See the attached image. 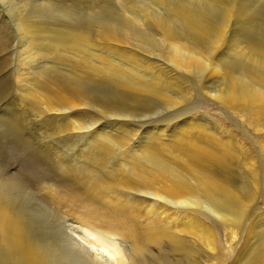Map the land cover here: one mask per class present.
Segmentation results:
<instances>
[{"label":"bare ground","instance_id":"bare-ground-1","mask_svg":"<svg viewBox=\"0 0 264 264\" xmlns=\"http://www.w3.org/2000/svg\"><path fill=\"white\" fill-rule=\"evenodd\" d=\"M78 1L80 0H41L38 3L36 2V4H34L35 2L33 4L27 2V5L24 4L25 6L20 8L19 12H21L22 16L18 22L25 42L22 63H27L28 65L29 63H34L37 59L39 60V58L47 59V56L55 52L54 50H56L57 45H63V47H65L64 49L62 48L63 53L69 58V61H73L77 65L83 64L87 66V64H90L89 68L96 77L102 74H106L110 77H118L120 83L122 82L124 84L123 86H125L123 88H127V91H124L126 93H124L126 100L123 99L124 102L137 104L142 100L147 101L149 97L160 100L163 104L168 105V107L179 105L183 100L181 92H172V94L166 92L170 89L169 85L172 81H169V79H176L177 74H180V76H190V74H194L199 76V78H204L205 82H209V84H217V87L214 89L206 88V92H204L206 96L209 95L211 98L216 99V102H218V100L221 101L222 104L231 111V114H235L241 122L247 123L245 121H248L249 124L251 123L254 126L253 129H255V131L262 132V134L264 133V0H138L131 5L132 8L136 10H131L130 8L129 11L127 9L130 4L127 6L126 10L130 13L129 15H126V13H124L125 11L123 12L121 8V12L117 14L114 12L115 15L113 14L110 16L109 12H106L108 15L102 20H96L98 24H101V27H98L95 33L93 32L94 30L92 31L91 28H89L91 25L84 26L83 24L82 28H80L81 26L77 28V23L71 24L73 20L82 15L81 13L83 11H85L86 15H92V13L95 14V12H97L93 7L95 0H82L83 6L79 5ZM96 2L98 1L96 0ZM99 6H101V4ZM80 7H82V9ZM158 9L166 10L168 14L166 11L165 13L168 16L161 15L159 13L160 10L159 12L156 11ZM101 13L103 16L104 14L102 11ZM60 19H68V24H59L58 21ZM85 19L87 20V18ZM148 23L154 27L153 29H158L159 31L157 33H159L160 40L157 45L153 44L154 41L151 35H149L150 33L148 34L147 31H145L147 29H142L144 26L147 27L146 25ZM153 38H155V36ZM0 46L2 48V45ZM135 46H139V48L140 46L143 48L147 46H152V48H155V46L163 47L164 51L162 50V54H159L158 57L166 60L173 66L175 71L172 72L168 70L165 63V65H163L162 62H154V58L151 59L152 61H146V58H143V54H141V56L136 50L134 51L131 49ZM128 48H130V50ZM147 48L149 49L150 47ZM54 54L57 55L56 53ZM67 60L66 58V61ZM5 62L6 61L2 63ZM1 68H3V66ZM1 70L5 71L7 69L3 68ZM71 72L73 73V71ZM20 74V84L25 89L24 95L32 102L33 107L37 111H46L55 118H66V122L62 127L60 126V131L83 135L84 137L86 136L91 143L101 142L104 139L109 140L105 145L98 147L91 155L88 153V155H90V163L93 164V168L91 167L92 169L96 168V166L99 169L105 168L103 160L106 161L110 159L108 158L109 156L117 155L119 152L116 154V151H120L122 154L118 155L120 159L117 161V164L115 162L116 169L113 168V174H108L110 176L107 175L108 177H106V179H99V181L97 180L96 182L94 180L92 183L89 179L91 183L90 189L93 193H96L91 195L92 199L81 197V194L79 195L76 193L69 195L59 194L54 185L50 187L43 185L49 187L48 189L50 192H53V197L57 201V205L55 204L56 206L59 204V206L64 205L69 208L75 206L78 202L81 204L83 208V218L81 219L83 220L82 224H84L83 228L78 227V229H83L84 236H78V238H76L77 235L68 236V238L66 237L67 239L58 241V236L57 238L52 237L54 235H52V233L50 236L43 238L35 236L31 232L30 226L32 225L29 223L30 216H28V214L30 212L27 210L29 213L26 214V211H23V209L25 210L24 205L22 204V207L20 204L22 197L28 198L31 196L28 187L14 175L0 177L1 264H173L171 263L172 261L170 262L168 256L166 257V254L163 253L164 249L162 250V247L164 248V246H162V244L164 242L173 244L171 248L175 245V249L177 245L182 248L186 243L197 245L196 248L199 247L201 249H196L197 253H193V249H189L190 245L189 247L184 246L182 248L184 250L185 247H187L186 251L189 257L187 261L189 264H213L214 262L216 264L214 260L220 258L218 254L219 249H221L219 236L210 225L197 219L196 216H191L190 213L198 209L207 210L214 215V218L212 217L213 219L216 217L218 219L217 221H221L223 225H226L225 227L223 226L224 231L231 235L233 240L236 239L237 236L239 237L241 234H244L245 244L232 264H264V226H262L263 228L260 226L258 227V224L262 223L260 220L264 217L261 218L262 214L258 212V214L254 213L256 217L250 213L248 214V211L253 208L252 206H254L257 197L263 206L262 210H264V138L263 140L260 138V149L258 148L263 160V163L262 160L260 162L263 166L259 171V167L255 166L258 165L257 162H255V164L253 161L257 160V158L253 159V157H251L252 155H249L250 152H247L250 157H244L246 156L245 146H243L245 144L242 145V143H240L232 145L231 141L234 138L229 141L228 139L225 140L223 137H220L225 129L224 131L220 129V133L222 132L221 134L216 132L220 135L218 136L216 133H212L214 130L211 129L212 132L211 130L209 131L206 125L205 127L199 126V124L196 125L193 119V122L190 120H183L181 123H175L173 121L175 124H170L171 126L169 127H164V125L157 121V123L153 122L148 124V126L144 124V132L140 134L141 127L138 123H135V125H129L128 123V128L125 127L127 125L123 126L125 123L127 124L129 118L132 116L131 112L135 109V106L138 107L140 104H123V106L121 105L123 102H118L120 104L110 103L109 100V102L103 101L102 97L99 96H96V98H89L86 92L75 87L74 84L68 85V82L64 83L47 78L40 68L36 70L33 69L32 71H29L27 68L25 72ZM47 74L50 76L49 72ZM60 74L64 75V73ZM74 75L76 76V74ZM3 76H5V74ZM146 76L151 77V80H145ZM89 77H92V75ZM9 78L13 80L12 77H8V79ZM79 78L77 77L76 79ZM2 79L5 80L7 78L3 77ZM96 79L97 78H95V80ZM178 79L179 78H177V80ZM4 80L3 83H6V80ZM96 81H98V83L100 82L99 79ZM192 81L194 82V80ZM3 83L0 84V86L3 85ZM9 84L10 82L8 85ZM201 84L204 86V83ZM114 85H117V83ZM12 86L10 85V88ZM107 86L110 85L108 84ZM171 86L172 88L174 87L172 84ZM3 88L5 89L7 86L5 85L2 89ZM167 88L169 89L167 90ZM197 88L199 89V87ZM106 89L109 90L110 88ZM181 89L183 88L181 87ZM178 90L182 91L179 88ZM9 91H11V89ZM200 94L202 93L200 92ZM209 101L210 100H208V102ZM158 104L156 105L158 106ZM88 105H96L110 117H114V121L119 125V128L124 127L125 133L123 132V134L121 132L122 135L117 131L121 135L115 134L116 136L112 137V135L103 130L102 126H97L96 122L91 123V120L88 121L85 120V118L83 119V117L81 118L79 115L80 111ZM148 112L150 113V111ZM94 114L95 113H93V116ZM95 115L97 117V113ZM100 115L99 117H101ZM143 115L142 117L144 118ZM36 116L34 115V117ZM134 116H136V114H134L133 117ZM99 117L97 119H99ZM103 117L101 118L103 119ZM167 117L169 119V115ZM168 121H170V119ZM197 121L198 120H196V122ZM107 122L109 123V120H107ZM218 127L220 126L218 125ZM221 128L223 129L224 127ZM121 129L123 130V128ZM114 130L116 131V129ZM115 131L114 133H116ZM254 134H256V132ZM41 136L43 138V135ZM53 138L51 137V139ZM67 139H65V141ZM88 139L86 140L89 141ZM47 141L49 142V140ZM73 142H69L70 146ZM81 143L79 145H81ZM56 145L58 144L56 143ZM74 146L76 147L75 144ZM62 147L64 146L62 145ZM63 150L66 151V149ZM86 150L88 151L87 148ZM55 151H57V149ZM70 153L69 151V154ZM72 153L74 154L75 152L73 151ZM118 156L115 157L118 158ZM112 161L113 160H110V162ZM88 166L86 165V167ZM238 166H244V168L250 172V175L247 171V175L245 174V177L251 176V180L247 177L249 181H251V184H249L251 186L247 185V187H250V190H247V188L235 178H239L235 173L233 178L232 175L234 174H232V172H234L236 168L239 169ZM92 169L91 171H93ZM104 170L106 172V169ZM240 173H242V171ZM72 177L73 176H71V179ZM76 178H78V176ZM242 178L244 179V177H241V179ZM82 183L84 182L82 181ZM77 184L79 183L77 182ZM46 187L45 189H47ZM88 187L86 186V188ZM49 190L47 191L49 192ZM87 194H90V192ZM49 195H51V193ZM25 202L27 203L28 201H24L23 203L25 204ZM145 205H148L149 208L146 207L148 210L144 209L147 211L144 215L149 216L157 212L155 215L157 214L159 216L155 221L147 220L143 225L141 221L143 219L141 218H144V216L141 214V207ZM28 207L30 209V205ZM175 209L180 211V214L174 213L179 215L180 221L174 220L171 222L170 220L172 219H169L170 214L168 215V213ZM208 217L207 215L205 218L207 219ZM78 218L80 217H77V219ZM200 218H202V216H200ZM139 220L141 221V225H143L141 228H139L140 226H136ZM209 220L210 218L208 221ZM30 222L32 223L31 220ZM71 226L73 228L76 225ZM74 230L76 231V229ZM36 231L38 232V230ZM72 231L73 229L71 232ZM56 234L58 235L57 232ZM184 240L186 243L183 244L182 242H184ZM149 246H153L157 249V252L155 251L156 253H153L149 251ZM186 251L183 252L187 253ZM201 251L203 252L202 254ZM170 253L172 252L170 251ZM204 254H206L205 257ZM180 261L174 262H176L175 264H180L182 263Z\"/></svg>","mask_w":264,"mask_h":264},{"label":"rangeland","instance_id":"rangeland-1","mask_svg":"<svg viewBox=\"0 0 264 264\" xmlns=\"http://www.w3.org/2000/svg\"><path fill=\"white\" fill-rule=\"evenodd\" d=\"M41 0H0V45H2V48L0 46V57L3 56L4 54V58L1 57L0 58V63H1V67L3 66L4 69H7V70H1L3 68H1V73H0V80L4 77V78H7L5 79L6 80V83L4 84L3 83V80L2 79L0 81V84L3 83V85H1L0 87V177H9V175H14L15 177L19 178L21 181H23L26 186L28 187V191L30 193V197L28 198H25V197H22V199L20 200V204L21 206L23 207L24 205V208L25 210L23 209V211L28 214L29 217V223L31 227V232L37 236V237H46V236H50L51 233H52V237H55L59 238L58 241H62V239H67L68 236H76V238H78V236H84L83 234V229H80L81 227L83 228V220L81 218H83V215H82V211H83V208L81 206V204L78 202L76 203L75 206L73 207H66L64 205H60L58 204L57 205V201L56 199L53 197V192H50V190L48 189L50 186H55L57 192L60 194H72V193H76V194H81L80 196L81 197H87V198H90L92 199V196L93 194H96L95 192L93 193V191L90 189L91 188V183L95 182L99 179H106V177L110 176L111 173L113 174L114 173V170L113 168L116 169V164H117V161L120 159V157L118 156L119 154L121 155L122 152L120 151H116L115 153L117 154V152H119L117 155L115 156H118V158H116L114 155L112 156H109L108 158L110 159H107L106 161L103 160L102 164L105 165L104 167L105 168H98L96 166V168L92 169L93 167V164L90 163V155L91 153L95 152L97 150L98 147L102 146V145H105L109 140L107 139H104V140H100L101 142H93L91 143L90 140L85 136L83 135H77V134H70L68 132H62L60 131L61 130V127L63 126V124L66 122V118L64 117H53L51 115H49L46 111H37L34 107H33V104L30 100L27 99V97H25V89L24 87H22V85L20 84L21 83V79H20V76L22 72H25L27 70V68L29 69V71H32L33 69L36 70V69H39L44 72V75L47 77V78H51V79H54V80H57L59 82H64V83H67L68 85H75V87H78L80 90H82L83 92H86L88 97L89 98H96V96H99V97H102V100L106 101V102H109L110 103H117V104H120L118 102H123L121 103V105H138L140 104L138 107L135 106V109H133V111L131 112V117L129 118L127 124L125 123L123 126H125L126 128H128V123L129 125H135V123H138L141 127V131H140V134L142 132H144L143 130L145 129V126L144 124H150V123H153V122H156L158 121V123L164 125V127H169L171 126L172 124H175V123H181L183 120L184 121H191L194 123L199 124V126H204L206 125V128L209 129V131L212 129V130H216L215 132L211 130L212 133H216V132H219L218 134H221L220 133V129L221 131H225L222 133V135H218L216 133V135L220 136V137H223L225 140H229L231 141L230 139H233L231 141V144L232 145H236V144H240L242 143L245 144L243 146H245V154L246 156L244 157H248L249 155L251 157H253V159H256L257 160H253L254 163L257 162L258 165H255V166H258L259 167V171L261 169V167L263 166V160H262V157H261V154L259 153L260 152V142L261 140H263L264 138V133L262 134V132H258V131H255L254 126L248 121H245L247 123H244V122H241L239 118H237V116L235 114H231V111L225 106L222 104L221 101L218 100V102H216L217 100L216 99H213L211 98L209 95L206 96V88H209V89H214L215 87H217V84H209V82H205L204 78H199V76L197 75H192L190 74L189 75H183V76H180V74L176 75V79H169L172 80L171 81V84L174 85V87L172 88L171 84L169 85L170 89L167 88V90L169 91H166L168 94H172L173 93H177V92H181L182 93V96H183V100L181 101V103H179V105H174V106H169L168 105H165L163 104L160 100L158 99H154V98H149L148 97V100H142V101H139V103L137 104H134V103H127V102H124L125 100V95L124 93L127 91L126 89L127 88H123L125 86H123L124 84L121 82L120 83V80L118 77L116 76H108L106 74H102V75H99L96 77V75L91 71V69L89 68L90 64H87L86 65H77L75 64L73 61H69V58L66 57V55L63 53V50L62 48L64 49L65 47H63V45L59 46L57 45L56 47V50H54L55 52H52V54H50L49 56H47V59H40L39 60L37 59L34 63H29L27 65V63H22L23 62V52H24V39H23V36H22V33H21V29H20V26H19V22L18 20L21 19V12L20 11V8H22L23 6H25L24 4L27 5V2H31L32 4H36V2H40ZM43 1V0H42ZM98 2H96V0L94 1V4H93V7L95 8V14L92 13V15H86L85 11H83L80 15L77 17H74V18H77L75 20H73V23L71 24H74V23H77V28H82L83 27V24L84 26H89V28H91V30L95 33V31L98 30V27L100 28L101 27V24L99 23L98 24V21L96 20H102L106 15H108L106 12H109L110 16L114 14H117L118 12H121L120 10L122 9L124 13H126V15H129L130 13L127 12V10L130 11V8L131 10H134L135 8H132V3L133 2H136L138 0H117V3H116V0H97ZM102 3H101V2ZM114 1V2H113ZM80 2V3H79ZM82 0L78 1V4L83 6L82 4ZM106 2V3H105ZM110 2V3H109ZM112 2V3H111ZM125 2H126V5H125ZM131 2V3H129ZM171 2V1H170ZM31 3H28V4H31ZM96 3V4H95ZM115 3V4H113ZM119 3V5H118ZM101 4V6H99ZM107 4V5H106ZM111 4V5H109ZM130 4V6H128ZM95 5V6H94ZM103 5V6H102ZM122 5V6H121ZM111 8H110V7ZM117 6V7H116ZM125 6V7H124ZM127 6H128V9H127ZM8 7V8H7ZM123 7V8H122ZM82 9V7H80ZM98 10H97V9ZM109 8V9H108ZM117 8V9H116ZM119 8V9H118ZM121 8V9H120ZM125 8V9H124ZM105 9V10H104ZM115 9V10H114ZM127 9V10H126ZM108 10V11H107ZM112 10V11H110ZM114 10V11H113ZM136 10V9H135ZM160 9L156 10L159 12ZM101 11L103 12V16H102V13ZM117 11V12H116ZM164 11V12H163ZM166 10H160V14L163 15V16H166L168 14L165 13ZM135 12V11H134ZM19 13V14H18ZM85 13V14H84ZM101 13V14H100ZM165 13V14H164ZM114 14V15H115ZM84 15V16H83ZM86 15V16H85ZM97 15V16H95ZM101 18H100V17ZM168 16V15H167ZM166 16V17H167ZM90 17V18H89ZM92 17V18H91ZM80 18V19H79ZM87 18V20L85 19ZM100 18V19H98ZM73 19V18H72ZM84 19V20H83ZM90 19V21H89ZM68 19H60L58 22L59 24L61 23H67L68 24ZM89 21V22H88ZM92 22V24H91ZM13 23V24H12ZM80 24V25H79ZM94 25V26H93ZM96 25V26H95ZM147 27L144 26V28L142 27V29H147L145 31H147V33L149 35H151V38L152 40L154 41L153 44L157 45L159 44V40H160V36H159V32L158 29H153L154 27H152L149 23L146 25ZM94 28V29H93ZM20 30V31H19ZM89 30V29H88ZM150 30V31H149ZM154 30V31H153ZM20 34V35H19ZM154 34V35H153ZM153 35V36H152ZM155 36V38H153ZM159 36V37H158ZM155 39V40H154ZM138 47V48H136ZM147 47H150V51ZM145 48L141 47L139 48V46H135V47H132L131 49H133L134 51L136 50V52L143 54V58L145 59L146 58V61H152L151 59H153L154 62H157L158 63H161L163 65H165L167 67L168 70L170 71H175L173 66L170 65L166 60L162 59L161 57H158L159 54H162V50L164 49L163 47H159V46H155V48L153 49L152 46H147ZM157 47V48H156ZM147 48V49H146ZM2 49V51H1ZM130 50V48H128ZM146 49V50H145ZM151 49H152V52H151ZM160 49V50H159ZM58 50V51H57ZM150 53H149V52ZM155 51V52H154ZM164 51V50H163ZM54 53H56L57 55H55ZM61 53V54H59ZM63 53V55H62ZM149 53V54H147ZM156 53V54H155ZM158 53V54H157ZM21 54V55H20ZM54 54V55H53ZM155 54V55H154ZM146 55V56H144ZM148 55V56H147ZM142 56V55H141ZM150 56V57H149ZM156 56V57H155ZM49 57V58H48ZM15 58V59H14ZM59 58V59H58ZM61 58V59H60ZM66 58L68 59L66 61ZM150 58V59H149ZM2 59V60H1ZM148 59V60H147ZM9 60V61H8ZM42 60V61H41ZM57 60V61H56ZM59 60V61H58ZM61 60V61H60ZM6 61L5 63H2ZM48 61V62H47ZM64 61V62H62ZM69 61V62H68ZM9 64H8V63ZM12 62V63H11ZM40 62V63H39ZM42 62V63H41ZM45 62V63H44ZM55 62V63H53ZM71 62V63H70ZM74 64H73V63ZM66 66H65V64ZM165 63V64H164ZM40 64H43V65H40ZM72 64V65H70ZM6 68H5V66ZM22 65V67H21ZM39 65V66H38ZM58 65V66H57ZM8 66V68H7ZM41 66V67H40ZM70 66V67H69ZM171 66V67H170ZM43 67V68H42ZM49 67V68H48ZM60 67V68H59ZM77 69H76V68ZM88 67V68H87ZM171 69H170V68ZM87 68V69H86ZM9 69V70H8ZM18 69H21V70H18ZM55 69V70H54ZM81 69V70H80ZM90 69V70H89ZM57 70V71H56ZM67 72H65V71ZM69 70V71H68ZM88 72H87V71ZM5 73H3V72ZM19 71V72H18ZM62 71V72H61ZM73 71V73L71 72ZM91 71V73H90ZM50 73V76L49 74L47 73ZM79 72V74H78ZM9 73V74H8ZM19 75H18V74ZM57 75H56V74ZM60 73H64V75L60 74ZM72 73V74H70ZM82 73V74H81ZM2 74V75H1ZM5 74V76H3ZM8 74V76H7ZM66 74V75H65ZM70 74V75H68ZM76 74V76L74 75ZM86 74V75H85ZM92 75V77H89L90 75ZM11 75V76H9ZM18 75V76H17ZM56 75V76H55ZM94 75V76H93ZM3 76V77H2ZM15 76V77H14ZM103 76V77H102ZM107 76V77H106ZM178 76V77H177ZM192 76V77H191ZM8 77H12L13 80H11V78L8 79ZM73 77V78H72ZM79 78V79H76V78ZM87 77V78H86ZM89 77V78H88ZM94 77V78H93ZM101 77V78H100ZM110 77V78H109ZM194 77V79H193ZM18 78V79H17ZM69 78V79H68ZM72 78V79H70ZM75 78V80H74ZM91 78V79H90ZM95 78H97L96 80L99 79V82L95 80ZM107 78V79H106ZM116 78V79H115ZM177 78H179V81L177 80ZM15 79V80H14ZM68 79V80H67ZM85 79V80H84ZM104 79V80H103ZM149 79L151 80V77L149 76H146L145 80H148ZM185 79V80H184ZM4 80V81H5ZM20 80V81H19ZM110 80V82H109ZM116 80V81H115ZM175 80V81H174ZM194 80V82L192 81ZM198 80V81H197ZM10 82V84L8 85V83ZM71 81V82H70ZM79 81V82H78ZM81 81V82H80ZM85 81V82H84ZM91 81V82H90ZM104 81V82H103ZM108 81V82H107ZM118 81V82H117ZM12 82V83H11ZM16 82H19V83H16ZM173 82V83H172ZM177 84H176V83ZM189 82V83H188ZM200 82V83H199ZM16 83V85H15ZM86 83V84H85ZM90 83V84H89ZM110 86H107L108 84ZM117 85H114L116 84ZM188 83V84H186ZM192 85H191V84ZM197 83V84H196ZM201 83H204V86L203 84ZM78 84V85H77ZM122 84V86H121ZM194 84V85H193ZM208 84V85H206ZM5 85L7 86L6 91L5 89L2 87H5ZM10 85L13 86L10 88ZM19 88H18V86ZM81 85V86H80ZM84 85V86H83ZM87 85V86H85ZM98 85V86H97ZM177 85V86H176ZM184 85V86H183ZM190 85V86H189ZM201 85V86H200ZM83 86V87H82ZM100 86V87H99ZM102 86V87H101ZM105 86V87H104ZM183 89H181V87ZM192 86V87H191ZM196 86V88H195ZM209 86V87H208ZM213 86V87H211ZM81 87V88H80ZM85 87V88H84ZM90 87V88H89ZM97 87V88H95ZM120 87V88H119ZM199 87V89L197 88ZM23 88V89H21ZM106 88H110L109 90H107ZM175 88V89H174ZM178 88L182 91H179ZM11 89V91H9ZM86 89V90H85ZM88 89V90H87ZM91 89V90H90ZM112 89V90H111ZM123 91H122V90ZM202 89V90H201ZM22 90V91H21ZM89 93H88V92ZM96 91V93H95ZM108 91V92H107ZM121 91V92H120ZM125 91V92H124ZM192 91V93H191ZM112 92V93H111ZM120 92V94H119ZM189 92V93H188ZM200 92L202 94H200ZM92 93V94H91ZM19 94V95H17ZM23 94V95H22ZM98 94V95H97ZM102 94V95H100ZM106 94V95H104ZM109 94V95H108ZM115 94V95H113ZM126 94V93H125ZM184 94V95H183ZM187 94V95H186ZM198 94V95H197ZM8 95V96H7ZM21 95V96H20ZM143 95V94H142ZM146 95V94H144ZM200 95V96H199ZM14 96V97H13ZM18 96V97H17ZM24 96V97H23ZM108 96V97H107ZM118 98H117V97ZM120 96V97H119ZM122 96V97H121ZM190 96V98H189ZM193 96V97H192ZM107 97V98H106ZM110 97V98H109ZM113 97V98H112ZM205 97V98H204ZM19 98V100H18ZM20 98H21V101H20ZM109 98V99H108ZM112 98V99H111ZM189 98V99H188ZM211 98V99H210ZM25 99V100H24ZM122 99V100H121ZM124 99V100H123ZM153 99V100H152ZM186 99V101H185ZM210 100L208 102V100ZM16 102H15V101ZM109 100V101H108ZM157 100V101H156ZM216 100V101H215ZM126 101V100H125ZM153 101V102H152ZM151 102V103H149ZM155 102V103H154ZM188 102V103H186ZM190 102V103H189ZM193 102V103H192ZM220 102H221V105H220ZM21 103V104H20ZM26 103V104H25ZM146 103V104H145ZM149 103V104H148ZM159 103V104H158ZM184 105H183V104ZM20 104V105H19ZM29 104V105H28ZM144 104V105H143ZM158 104V106L156 105ZM161 104V105H160ZM188 104V105H187ZM213 104V105H212ZM215 104V105H214ZM27 105V106H26ZM32 105V106H31ZM123 105V106H124ZM30 106V107H28ZM91 106V107H90ZM88 105L86 107H84V109H82L80 111V117L83 119L85 118V120H88L90 121L91 123H97V126H102L103 130L105 132H107L108 134L112 135V137L116 136L115 134L117 135H121L125 129L124 127H121L123 128V130L121 128H119V125H117L116 121H114V117H110L108 114H106L105 112L102 111V109H100V107L96 106V105ZM144 106V107H143ZM154 106V107H153ZM224 106V107H223ZM19 107V109H18ZM22 107V108H21ZM93 107V108H92ZM141 107H143L142 109H140ZM176 107V108H175ZM216 107V108H215ZM86 108V109H85ZM138 108V109H137ZM151 108V109H150ZM161 108V109H160ZM164 108V109H163ZM220 108V109H218ZM226 108V109H225ZM23 109V110H22ZM28 109H29V112H28ZM35 109V110H33ZM91 109V110H90ZM95 109V110H94ZM144 109V110H143ZM154 109V110H153ZM88 110V111H87ZM94 110V111H93ZM139 110V111H138ZM159 112H158V111ZM163 110V111H161ZM32 111V112H31ZM150 111V113L148 112ZM154 111V112H153ZM165 111V112H164ZM176 111V112H175ZM181 111V112H180ZM220 111V112H219ZM20 112V113H19ZM34 112V113H33ZM85 112V113H84ZM90 112V113H89ZM97 113V117L96 115L94 114L93 116V113ZM7 113V114H6ZM38 113V114H37ZM41 113V115H40ZM84 116H83V114ZM88 113V115H87ZM101 113V115H100ZM139 113V114H138ZM163 113V114H162ZM168 113V114H167ZM170 113V114H169ZM174 113V114H172ZM221 113V114H220ZM225 113V114H224ZM24 114V115H23ZM27 114V116H26ZM43 114V115H42ZM136 114V116L133 117V115ZM138 114V115H137ZM144 116V118L142 117V115ZM147 114V116H146ZM172 114V115H171ZM12 115V116H11ZM31 115V116H30ZM34 115L36 117H34ZM45 115V116H44ZM82 115V116H81ZM99 115L101 117H103V119L101 117H99ZM169 115V119L170 121H168V116ZM220 115V116H218ZM26 116V117H25ZM87 116V117H85ZM138 116V117H137ZM235 116V117H234ZM90 117V118H89ZM94 117V118H93ZM99 117V119H97ZM137 117V118H136ZM141 117V118H140ZM172 117H175V118H172ZM180 117V118H179ZM59 118V119H58ZM89 118V119H88ZM132 118V119H131ZM135 118V119H134ZM148 118V119H147ZM150 118V119H149ZM164 118V119H163ZM204 118V119H203ZM14 119V120H13ZM56 119V120H54ZM62 119V120H61ZM141 119V121H140ZM145 119V120H143ZM153 119V120H152ZM161 119V120H160ZM166 119V120H165ZM172 119V120H171ZM193 119V121H192ZM201 119V120H200ZM238 121H237V120ZM44 122H43V121ZM51 120V121H50ZM65 120V121H64ZM107 120H109V123L107 122ZM179 120V121H177ZM196 120H198L196 122ZM206 120V121H205ZM221 120V122H220ZM13 121V122H12ZM35 121V122H34ZM54 121V122H53ZM56 121V122H55ZM104 121V122H102ZM114 121V122H113ZM167 121V122H166ZM175 123H174V122ZM202 121V122H201ZM204 121V122H203ZM208 121V122H207ZM210 121H211V124H210ZM218 121V122H217ZM17 122V123H16ZM61 122V123H60ZM63 122V123H62ZM106 122V123H105ZM113 122V123H112ZM141 122V123H140ZM145 122V123H143ZM165 122V123H164ZM173 122V123H171ZM201 122V124H200ZM213 122V123H212ZM34 123V124H33ZM45 123V124H43ZM50 123V124H49ZM104 125H102V124ZM114 125H112V124ZM116 123V124H115ZM193 123V124H194ZM208 123V124H207ZM217 125H216V124ZM223 123V124H222ZM243 123V124H242ZM16 124V125H15ZM39 124V125H38ZM111 124V125H110ZM168 124V126H167ZM171 124V125H170ZM222 124V125H221ZM32 125V126H31ZM38 125V126H37ZM41 125V126H40ZM48 125V126H47ZM50 125V126H49ZM116 125V126H115ZM195 125V124H194ZM208 125V126H207ZM213 125V127H212ZM218 125L220 127H218ZM58 126V127H57ZM61 126V127H60ZM106 126V127H104ZM215 126V128H214ZM45 127V128H44ZM111 127V128H110ZM115 127H118V128H115ZM218 127V128H217ZM221 127H224L223 129ZM110 128V129H109ZM144 128V129H143ZM40 131V132H38ZM42 129V130H40ZM47 129V130H46ZM52 129V130H51ZM116 129V131L114 130ZM218 129V130H217ZM22 130V131H21ZM54 130V131H53ZM227 130V131H226ZM43 131V132H42ZM51 133H50V132ZM56 131V132H55ZM109 131V132H108ZM111 131V132H110ZM114 131L116 133H114ZM121 133V134H119ZM256 134H254L255 132ZM15 132V133H14ZM59 132V133H58ZM61 132V133H60ZM19 133V134H18ZM43 133V134H42ZM50 133V134H49ZM53 133V134H52ZM114 133V134H113ZM125 133V132H124ZM123 133V134H124ZM226 133V135H225ZM229 133V134H228ZM18 134V135H17ZM39 134V135H38ZM52 134V135H51ZM122 134V135H123ZM43 135V138L42 136ZM60 135V136H59ZM230 135V136H229ZM257 135V136H255ZM37 136V137H36ZM54 136V138H53ZM230 138H229V137ZM31 137V138H30ZM36 137V138H35ZM51 137L53 139H51ZM70 137V138H68ZM80 137V138H79ZM107 137V136H106ZM255 137V138H254ZM58 138V139H57ZM68 138V139H67ZM73 138V139H72ZM84 138V139H83ZM261 138V140H260ZM53 141H51V140ZM56 139V140H55ZM65 139H67L65 141ZM86 139H88L89 141H87ZM237 139V140H235ZM253 139V140H251ZM257 139V140H256ZM259 139V140H258ZM46 142H45V141ZM49 140V142L47 141ZM60 140V141H59ZM62 140V141H61ZM29 141V142H28ZM73 142L71 143V146L69 144V142ZM78 141V142H77ZM82 143H81V142ZM106 141V142H104ZM237 143H235V142ZM253 141V142H251ZM256 141V142H255ZM25 142V144H24ZM53 142V143H52ZM58 145H56V143ZM77 142V143H76ZM104 142V143H103ZM251 142V144H250ZM49 143V144H48ZM66 143V144H65ZM81 143V145H79ZM85 143V144H84ZM91 143V144H90ZM102 143V144H101ZM254 143V144H253ZM257 143V144H256ZM44 144H47V145H44ZM74 144L76 145V147L74 146ZM100 144V145H99ZM253 144V145H252ZM259 144V146H258ZM62 145L64 147H62ZM86 145V147H85ZM91 145V146H90ZM98 145V146H97ZM59 148H58V147ZM70 146V147H69ZM78 146V148H77ZM88 146V147H87ZM56 147V148H55ZM74 147V148H73ZM96 147V148H95ZM55 148V149H54ZM73 148V149H72ZM84 148V149H83ZM86 148L88 149V151L86 150ZM259 148V149H258ZM48 149V150H47ZM53 149V150H52ZM57 149V151H55ZM61 149V150H60ZM63 149H66L63 150ZM255 149V150H254ZM51 150V151H50ZM259 150V151H258ZM48 151V152H47ZM53 151V152H52ZM63 151V152H62ZM65 151V152H64ZM69 151L71 152L69 154ZM75 152L74 154L72 152ZM77 151V152H76ZM81 151V153H80ZM87 151V152H86ZM91 151V152H90ZM254 151V152H253ZM59 152V153H58ZM67 152V153H66ZM86 152V153H85ZM247 152H250L249 155ZM41 153V154H40ZM48 153V154H47ZM62 155H61V154ZM88 153L90 155H88ZM56 154V155H55ZM61 156H60V155ZM83 154V155H82ZM244 154V155H245ZM67 155V157H66ZM72 155V156H70ZM82 155V156H81ZM59 156V157H58ZM93 156V154H92ZM249 156V157H250ZM83 157V158H82ZM89 157V158H88ZM42 158V159H41ZM55 158V159H54ZM64 160H63V159ZM67 158V159H66ZM114 158V159H113ZM61 159V161H60ZM69 159V160H68ZM76 159V160H75ZM105 159V158H104ZM53 160V161H51ZM57 160V161H56ZM72 160V161H71ZM82 160V161H81ZM87 160V161H86ZM110 160H113L112 162H110ZM262 160V163L260 164ZM74 161V162H73ZM59 162V163H58ZM61 162V163H60ZM116 162V164H115ZM63 163V164H62ZM67 165H66V164ZM82 163V164H81ZM84 163V164H83ZM85 163H88V164H85ZM62 164V165H61ZM107 164V166H106ZM256 164V163H255ZM58 165V166H57ZM78 165V166H77ZM86 165L88 167H86ZM260 165V166H259ZM62 167V169H61ZM65 167V168H64ZM85 167V168H84ZM92 167V168H91ZM238 168H236V170L234 172H232V174H236V176H239L238 177H235L237 178L238 181H240L244 186L245 188H247V190H250L249 184H251V181H249V178L251 176H246L245 177V174L248 172V174L250 173L246 168H244V166H238ZM60 168V169H58ZM79 168V169H78ZM112 168V169H110ZM91 169L93 171H91ZM106 169V172L105 170ZM108 169V171H107ZM245 169V170H244ZM102 170V171H100ZM104 170V171H103ZM64 173H62V172ZM67 171V172H66ZM70 171V172H69ZM77 171V172H76ZM88 171V172H87ZM110 171V172H109ZM239 171V172H238ZM242 171V173H240ZM243 171H244V174H243ZM247 171V172H246ZM69 172V173H68ZM83 172V173H82ZM95 172V173H94ZM98 172V173H97ZM102 174H101V173ZM68 173V174H67ZM75 173V174H74ZM77 173V174H76ZM100 173V175H99ZM104 173V174H103ZM107 173V174H106ZM82 174V175H81ZM86 174V175H85ZM93 174V175H92ZM110 174V175H108ZM234 175L233 178H234ZM240 174V175H239ZM243 174V175H241ZM75 175V176H74ZM84 175V176H83ZM88 175V176H87ZM97 175V176H96ZM108 175V176H107ZM247 175V174H246ZM250 175V174H249ZM71 176L72 179H71ZM78 176V178H76ZM82 176V177H81ZM88 178H87V177ZM91 176V177H90ZM96 178H95V177ZM81 177V178H80ZM85 177V178H84ZM90 177V178H89ZM93 177V178H92ZM98 177V178H97ZM241 177H244V179ZM249 177V178H247ZM246 178V179H245ZM89 179H90V182H89ZM75 180V181H74ZM81 180V181H80ZM242 180V181H241ZM251 180V178H250ZM79 184H77V182ZM80 181V182H79ZM82 181L84 183H82ZM246 181V182H245ZM249 181V182H248ZM76 182V183H75ZM86 182V184H85ZM51 183V184H50ZM81 183V184H80ZM84 184V186H83ZM90 184V185H89ZM246 184V185H245ZM43 185H47L49 187H46V186H43ZM57 185V186H56ZM247 185H249L247 187ZM83 186V187H82ZM86 186L88 188H86ZM45 187L47 189H45ZM39 188V189H38ZM86 188V189H85ZM42 189V190H41ZM73 189V190H72ZM49 190V192L51 193V195H49L50 193L47 191ZM64 190V191H63ZM88 190V191H87ZM35 191V192H34ZM47 194H45L44 193ZM73 191V192H72ZM82 191V192H81ZM71 192V193H70ZM90 194H87L89 193ZM49 193V194H48ZM85 193V194H84ZM46 195V196H45ZM49 195V196H48ZM85 195V196H84ZM88 195V196H87ZM53 201H52V199ZM30 199V201H29ZM51 199V200H50ZM55 200V201H54ZM259 198L257 197V199L255 200L254 202V206H252L253 208L248 211V214H252L253 216H255L254 213L256 214H262V217H264V210H262V205H261V201L259 200ZM24 201H28L27 203L25 202V204L23 203ZM54 203H52V202ZM30 203V204H29ZM23 204V205H22ZM39 204V205H38ZM56 204V205H55ZM30 205V210L29 209V206ZM56 207H55V206ZM38 206V207H37ZM40 206V207H39ZM258 206V208H257ZM55 207V208H54ZM58 207V208H57ZM61 207V208H60ZM143 207V208H142ZM141 207V214L142 216H144V218L142 217L141 220L142 221V224L147 221V220H152V221H155L156 219H158V216L159 215H155V212L154 214H150L149 216L147 215H144L145 210H148L146 207H148V205H145V206H142ZM28 208V209H27ZM67 208V209H66ZM149 208V207H148ZM258 211H257V209ZM261 208V209H260ZM145 209V210H144ZM29 210V212L27 211ZM36 210V211H35ZM253 210V211H252ZM261 210V211H260ZM155 211V209H154ZM158 211V210H156ZM204 211V212H203ZM256 211V212H255ZM32 212V213H31ZM36 212V213H35ZM54 212V213H53ZM178 213L180 214V211H178V209H175V210H171V212L169 211L168 215H169V219L171 218L172 220H170L171 222H173L174 220L175 221H180L179 219V215L177 214H174V213ZM258 212V213H257ZM80 215H78V214ZM194 213V214H193ZM204 213V214H203ZM35 216H34V215ZM48 214V215H47ZM63 214V215H62ZM74 214V215H73ZM146 214V213H145ZM174 214V215H173ZM191 216H196L197 219L201 220L202 222H205L206 224L210 225L218 234L219 236V241H220V248L219 249V256L220 258L214 260L216 261V264H232V262H234L233 260H235L236 256L241 252L244 244H245V237H244V234L240 235L239 237L237 236L236 239H232L231 238V235L227 234L226 231H224V227L226 225H223V223H221V221H217L218 219L215 217L214 218V215L211 214L210 212H208L207 210H204V209H198L197 211H194L192 213H190ZM202 216V218H200V216ZM206 214V216H205ZM40 217H39V216ZM43 215V216H42ZM50 215V216H49ZM78 215V216H76ZM155 215V216H154ZM204 215V216H203ZM207 215L209 216L207 219L205 217H207ZM258 216V215H257ZM65 217V218H64ZM77 217H80L77 219ZM155 219H154V218ZM175 219H174V218ZM195 217V218H196ZM213 217V218H212ZM256 217V216H255ZM34 218V219H33ZM36 218V219H35ZM49 218V219H48ZM52 218V219H51ZM150 218H153V219H150ZM177 218V219H176ZM205 218V220H204ZM210 218V220L208 221V219ZM58 219V220H57ZM82 221H81V220ZM194 219V218H193ZM30 220L32 221V223L30 222ZM34 220V221H33ZM38 220V221H37ZM67 220V221H66ZM139 220L138 224L136 225L137 227L141 228V221ZM212 220V221H211ZM47 221V222H46ZM76 221V222H75ZM81 221V222H79ZM169 221V223H170ZM79 222V223H78ZM260 222L262 223H259L258 224V227H262L264 226V218L262 220H260ZM220 223V224H219ZM261 224V225H260ZM47 225V226H46ZM65 225V226H64ZM71 225H76L75 227L72 228ZM220 225V226H219ZM44 226V227H43ZM69 226V227H68ZM215 226V227H214ZM224 226V227H223ZM71 227V228H70ZM77 227V228H76ZM78 227H80L78 229ZM59 228V229H58ZM263 228V227H262ZM69 229H73V231L71 232V230ZM76 229V231L74 230ZM38 230V232L36 231ZM42 230V231H41ZM79 230V231H77ZM54 232V233H53ZM56 232L58 233V235L56 234ZM62 232V234H61ZM240 232V231H239ZM47 233V234H46ZM40 234V235H39ZM60 235V236H59ZM64 235V236H63ZM62 236V237H61ZM183 236V235H182ZM65 237V238H63ZM67 237V238H66ZM61 238V239H60ZM52 240V239H51ZM183 241V239H182ZM183 244L186 243L185 240L184 242H182ZM192 243H186L184 244V246H187L189 247L190 250L194 251L193 253H197L196 249L198 250L199 247L196 248L195 245H191ZM168 245V246H167ZM173 244H171L169 242L168 243H163L162 246H164V248L162 247V250L164 249L163 253L166 254V257L168 256L169 260L171 263L175 264L177 261H180L182 263L180 264H189L188 263V252L186 251L187 247H185V249L183 250L182 248L184 246H182V248L180 246H176V249H175V245L171 248ZM166 246V247H165ZM170 246V247H169ZM192 246V247H191ZM180 247V248H178ZM195 247V248H194ZM153 246H149L148 247V250L153 252V253H156L157 252V249H155ZM168 251H167V250ZM174 249V250H173ZM178 249V251H177ZM200 249V248H199ZM201 250V249H200ZM156 251V252H155ZM170 251L172 253H170ZM180 251V253H179ZM183 251H186L187 253L183 252ZM191 251V253H192ZM177 252V253H176ZM221 252V253H220ZM168 253V254H167ZM185 253V254H183ZM199 253V252H198ZM203 252L201 251V254ZM172 254V255H171ZM177 255V256H176ZM206 254H204V257H205ZM78 259H80L78 256H76ZM173 257V259H172ZM178 258V259H177ZM177 259V260H176ZM180 259V260H179ZM81 260V259H80ZM221 260V261H220ZM82 261V260H81ZM176 261V262H174ZM213 262V261H212ZM1 264V263H0ZM215 264V262L213 263Z\"/></svg>","mask_w":264,"mask_h":264}]
</instances>
